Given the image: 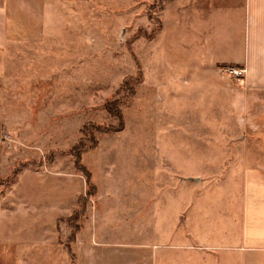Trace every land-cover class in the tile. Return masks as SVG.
<instances>
[{
    "label": "rangeland",
    "instance_id": "obj_1",
    "mask_svg": "<svg viewBox=\"0 0 264 264\" xmlns=\"http://www.w3.org/2000/svg\"><path fill=\"white\" fill-rule=\"evenodd\" d=\"M170 1L68 0L8 47L0 264H123L87 262L82 228L88 244L106 229L131 242L144 190L211 179L228 161L264 168V74L218 62L222 19ZM210 264L264 257L210 250Z\"/></svg>",
    "mask_w": 264,
    "mask_h": 264
},
{
    "label": "crops",
    "instance_id": "obj_2",
    "mask_svg": "<svg viewBox=\"0 0 264 264\" xmlns=\"http://www.w3.org/2000/svg\"><path fill=\"white\" fill-rule=\"evenodd\" d=\"M67 1L0 0V73L5 69L8 47L32 38L36 34L33 26ZM170 3L181 13L205 8L210 21L221 18L223 47L228 49L224 52L227 58L218 62L245 67L256 79L264 74V0ZM236 32L238 48L233 43ZM222 167L221 175L211 179L210 172L177 178L169 190L163 186L151 191L150 178H146L144 185L148 184L149 190H144L141 198V238L136 230L130 234L135 237L131 242L117 241L106 229L100 240L94 234L88 244L83 237L90 235L82 228V255L87 262L100 256L103 261L119 258L123 264L129 257L133 264H210V250L264 257V168H246L242 162L237 166L235 161L224 162ZM104 216L100 222L108 226Z\"/></svg>",
    "mask_w": 264,
    "mask_h": 264
},
{
    "label": "built area",
    "instance_id": "obj_3",
    "mask_svg": "<svg viewBox=\"0 0 264 264\" xmlns=\"http://www.w3.org/2000/svg\"><path fill=\"white\" fill-rule=\"evenodd\" d=\"M234 72H236V71H234Z\"/></svg>",
    "mask_w": 264,
    "mask_h": 264
}]
</instances>
